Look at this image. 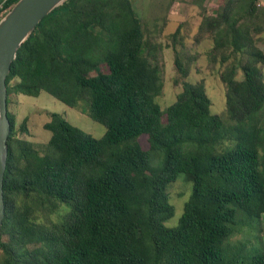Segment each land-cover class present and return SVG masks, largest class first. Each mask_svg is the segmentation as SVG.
I'll return each instance as SVG.
<instances>
[{
    "label": "trees",
    "instance_id": "1",
    "mask_svg": "<svg viewBox=\"0 0 264 264\" xmlns=\"http://www.w3.org/2000/svg\"><path fill=\"white\" fill-rule=\"evenodd\" d=\"M15 1L0 0V17ZM182 26L170 34L181 89L163 109L162 44L132 0H66L20 46L6 77L0 264H264L259 250L241 256L225 246L242 217L264 214V6L218 0L200 12L194 39L212 40L206 54L219 65L223 113L211 112L203 81L186 79ZM41 91L87 112L104 134L53 112L47 142L19 137L9 94ZM178 173L191 191L169 226L167 187Z\"/></svg>",
    "mask_w": 264,
    "mask_h": 264
},
{
    "label": "rangeland",
    "instance_id": "2",
    "mask_svg": "<svg viewBox=\"0 0 264 264\" xmlns=\"http://www.w3.org/2000/svg\"><path fill=\"white\" fill-rule=\"evenodd\" d=\"M137 14L144 22L150 35L162 44L160 66L162 76V92L157 97L161 108H165L176 99V94L181 85L175 84L173 79L176 74L173 51L170 46V34L182 21L184 26L181 31L188 55L190 57V71L186 79L189 81H203L206 92L210 97V110L212 113H223L225 110V89L219 78V65H213L206 54L211 47L212 40L207 37L199 41L194 39L196 25L202 10L211 11L218 0H132ZM264 6V0H258ZM191 23V24H190ZM190 24V25H189ZM259 47L264 49V41L259 42ZM8 111L14 117V126L17 135L33 143H44L50 138V131L43 124L50 119L53 112L61 114L72 125L100 138L104 132L103 124L94 121L87 112H82L61 102L46 91H41L37 96L21 93H10ZM27 131H19L23 119ZM147 135L141 134L139 140L144 149H149L146 141ZM158 162V163H157ZM150 164H159L158 155L150 153ZM191 191V182L185 179L183 173H178L176 179L167 187L170 202L174 205V214L165 222L174 226L183 210L184 201ZM241 211L238 212L241 215ZM225 246L230 252L238 251L241 256L251 254L254 249L264 253V214L257 220L249 221L242 217L235 225L234 233L226 240Z\"/></svg>",
    "mask_w": 264,
    "mask_h": 264
},
{
    "label": "water",
    "instance_id": "3",
    "mask_svg": "<svg viewBox=\"0 0 264 264\" xmlns=\"http://www.w3.org/2000/svg\"><path fill=\"white\" fill-rule=\"evenodd\" d=\"M66 0H17L0 17V231L5 217L3 178L6 169L10 133L7 116L6 77L17 51L38 23Z\"/></svg>",
    "mask_w": 264,
    "mask_h": 264
}]
</instances>
